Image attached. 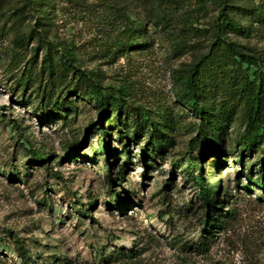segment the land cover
Returning a JSON list of instances; mask_svg holds the SVG:
<instances>
[{
    "label": "rangeland",
    "instance_id": "1",
    "mask_svg": "<svg viewBox=\"0 0 264 264\" xmlns=\"http://www.w3.org/2000/svg\"><path fill=\"white\" fill-rule=\"evenodd\" d=\"M222 1L0 0V264H107L102 254L117 252L130 257L111 264H264V188L245 177L250 170L254 179L260 175L264 131L257 125L255 148L245 149L252 90L240 93L246 76L251 89L259 78L224 44L213 45ZM226 5L245 34L223 28L222 41L264 61V0ZM131 27L141 31V48L119 52ZM65 50L105 96L124 91L121 114L112 109L100 121L101 109L75 94L73 71L49 79L44 57L56 67ZM210 54L215 62L199 74L214 127L206 148L197 137L205 116L180 98L189 72ZM55 104L59 115L50 116ZM115 119L109 168L108 157L95 154L107 139L100 131ZM125 123L130 134L143 128L129 155L117 137ZM156 126L172 142L163 158L144 161L143 145ZM190 158L195 177L202 173L216 187L221 179L230 195L220 204L235 216L214 233L203 231L199 187L186 172Z\"/></svg>",
    "mask_w": 264,
    "mask_h": 264
},
{
    "label": "trees",
    "instance_id": "2",
    "mask_svg": "<svg viewBox=\"0 0 264 264\" xmlns=\"http://www.w3.org/2000/svg\"><path fill=\"white\" fill-rule=\"evenodd\" d=\"M221 10L219 11V20L217 24H214V34H213V45L221 47L224 44V49L226 52L232 56L233 58H239V63L246 65L247 69H251L252 67H256L257 71V78H259L258 82L256 83V87L251 89V81L248 76L245 77V80L242 82L240 87V93L244 96L248 94L249 90H252V92H249V95H251L250 99V121L248 124L249 129L244 133L243 139L244 142H242L245 149H250V153L255 148V139L252 138V135L255 133L256 126L259 125L262 127L264 131V104L262 105L263 101V95H264V84H263V73L262 69H264V61L261 60L259 57H257L254 54L251 53H245L244 48L239 46L237 43L228 41H222L221 33L222 29L226 28L231 33L244 35V28L242 25L236 21L234 18H232L229 14L228 7L226 5V0L222 1ZM225 7V8H224ZM162 20V19H161ZM160 20V21H161ZM221 21V22H220ZM123 32H125V36L127 37L126 40L121 41L119 45V52H122V50L129 49L134 50L135 48H141V42L138 40L141 31L137 28H129L125 29ZM61 61L56 67H53L51 60L49 57L45 56L42 64L45 66V71L49 75V79H53L55 75V71H61V72H67V71H73V76H76L77 83L75 85L74 92L76 95H81L82 98H85L87 100L93 101L94 104L101 109L100 114V121H102L107 115H109V112L112 109H115L117 114L122 113V105L120 104V98L123 96L124 91L120 90V97H117L115 95L111 96H105L103 93V89L99 86H97L96 83L92 82V79H90L84 72H82L80 69L75 67L74 65V53L70 50H65L62 52ZM215 56L212 54L203 56L199 61L198 64L189 72V77L186 85L187 92L183 93L182 97L180 98V103L186 107L191 109V112L195 113L199 116H205V122L206 124L202 126V129L198 133V141L203 147L209 148L211 145V138L208 135V131L213 132L214 127L210 125V116L211 113L209 112L208 108L202 104V100L200 99L201 95L204 91V84L202 81H200L199 74L202 67L206 66L208 63H214L215 62ZM218 63V62H217ZM258 72V73H257ZM79 88H81L79 90ZM86 88V89H84ZM264 102V101H263ZM59 107L58 104L53 105L51 109V115L50 116H58V110ZM144 120L146 123L149 122V117L144 114ZM119 121V119H115L113 122H115L114 125H108L107 129L104 131H100L103 137H107L104 141H99L98 151L96 150V154L98 155V152H100L102 155H106L107 161H109L108 167L111 168L113 163L110 162L111 156H113V148L111 146L110 138L111 136H114L113 129L114 127L118 126L116 124ZM152 126H155L152 124ZM132 134H130V125L128 123H125L124 129L119 131L118 138L124 148V151L127 152L129 155V145L131 142L133 143H140L141 142V135L143 133V128L139 125H135L132 127ZM99 130L100 129H95ZM258 139V138H256ZM264 142V135H261L259 138ZM171 138L166 134L163 133L159 129L158 126H156L152 131L147 139L145 145H143L142 148V155L144 157L149 159H156V158H163L166 153L168 152V147L171 144ZM240 142V141H239ZM218 154H220V157L224 155L225 149L224 147H219L217 150ZM244 152V151H243ZM242 152V155H243ZM33 156L35 160L39 163H46L47 157H44L45 155H40L36 152H33ZM243 157V156H242ZM242 163V162H241ZM181 164L180 162H177V165ZM243 164V163H242ZM260 166V175L257 179H254V177L251 174V171L245 175L247 181L249 184H260L262 188H264V165L263 163H259ZM195 167H198L196 165L195 160L190 158L189 159V165L186 168V172L191 176L192 180L195 182V184L199 187L198 190V201L200 202V206L203 209V231L205 233H214V230L217 229H223L226 226V223L228 222V219L230 216H235V212L233 208H230L228 212H223V205L220 204L224 199V197H230L228 193L223 192L222 189V181L219 180V187L215 186L214 180L211 178L210 180H206L204 174H200L198 177H195L192 170H194ZM257 173V174H259ZM244 174V171H241L239 175ZM116 180H113L112 177H109V186L110 188L115 187ZM114 192L111 191L110 195H113ZM21 243V241L17 240V244ZM208 243L205 241L200 242L198 244L199 248H202L204 251L207 248ZM20 250H25V248L20 245ZM130 257V253H123V252H117V255H113L112 257H107V253L102 254L101 258L104 260V263L111 264V263H117L121 262L124 258Z\"/></svg>",
    "mask_w": 264,
    "mask_h": 264
}]
</instances>
